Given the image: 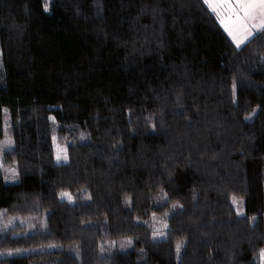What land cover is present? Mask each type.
I'll return each mask as SVG.
<instances>
[{
  "label": "trees",
  "instance_id": "16d2710c",
  "mask_svg": "<svg viewBox=\"0 0 264 264\" xmlns=\"http://www.w3.org/2000/svg\"><path fill=\"white\" fill-rule=\"evenodd\" d=\"M256 33L204 0H0V264H262Z\"/></svg>",
  "mask_w": 264,
  "mask_h": 264
},
{
  "label": "snow or ice",
  "instance_id": "6c2138e0",
  "mask_svg": "<svg viewBox=\"0 0 264 264\" xmlns=\"http://www.w3.org/2000/svg\"><path fill=\"white\" fill-rule=\"evenodd\" d=\"M204 3L220 18L237 47L254 35L253 29L257 30L256 34L264 31V0H204ZM63 158L67 159L66 156ZM60 159L58 153L57 160ZM261 256L264 257V252Z\"/></svg>",
  "mask_w": 264,
  "mask_h": 264
},
{
  "label": "rangeland",
  "instance_id": "374dc122",
  "mask_svg": "<svg viewBox=\"0 0 264 264\" xmlns=\"http://www.w3.org/2000/svg\"><path fill=\"white\" fill-rule=\"evenodd\" d=\"M225 15H227V13H225ZM218 20L220 22V18L219 17H218ZM256 31H257L256 29H253L254 33ZM227 34H228V32H227ZM252 37H250V38H252ZM232 42L236 46V43L233 40H232ZM241 46H243V44ZM11 133H12V135H10L8 141L10 143H13L14 141L15 142L23 141L24 139L25 140L34 141L36 132H35L34 127H32V126H24V127L17 126V127L13 128V131ZM53 143H54V148L56 150V154L59 153L61 155V159L57 160V161H59V162L65 161L66 159L63 158L64 156H66L64 147L61 146L59 143H56L55 140H54ZM4 178H5L6 182L9 183V184H14L18 180L17 173H16V171H13V170L5 171L4 172ZM237 211H239L241 213V209L240 210L237 209ZM153 216H154V219H153L154 227L156 228V232H155L153 238L162 239V237H163V233H162L163 232L162 231L163 227L162 226L164 225L165 219L160 217V216H158V215H153ZM1 219L2 218H0V222H1ZM17 222L21 223L22 225H24L26 227L25 231H24V233H26V234H28L30 232L44 231L46 229V222H44V221H42L40 219L39 220H34V221H31V220H28V221H24V220H16V221L15 220H10V221H8L6 223V225L7 226H13ZM260 256H261V254H260ZM262 264H264V257H262Z\"/></svg>",
  "mask_w": 264,
  "mask_h": 264
},
{
  "label": "crops",
  "instance_id": "0c3cea01",
  "mask_svg": "<svg viewBox=\"0 0 264 264\" xmlns=\"http://www.w3.org/2000/svg\"><path fill=\"white\" fill-rule=\"evenodd\" d=\"M210 10H211V9H210ZM215 15H216V14H215ZM216 17H217V15H216ZM217 19H218V17H217ZM218 22H219V20H218ZM219 24H220V22H219ZM221 25H222V24H221ZM222 27H223V26H222ZM223 29L225 30V28H224V27H223ZM225 32H226V34H227V31H226V30H225ZM256 32H257V31H256ZM256 32H255V33H256ZM255 33H254V34H255ZM227 35H228V34H227ZM229 38L231 39V37H230V36H229ZM231 40H232V39H231ZM240 47H241V46H240Z\"/></svg>",
  "mask_w": 264,
  "mask_h": 264
}]
</instances>
